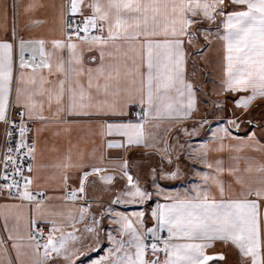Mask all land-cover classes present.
Masks as SVG:
<instances>
[{
  "label": "snow or ice",
  "instance_id": "1",
  "mask_svg": "<svg viewBox=\"0 0 264 264\" xmlns=\"http://www.w3.org/2000/svg\"><path fill=\"white\" fill-rule=\"evenodd\" d=\"M0 264H264V0H0Z\"/></svg>",
  "mask_w": 264,
  "mask_h": 264
},
{
  "label": "crops",
  "instance_id": "2",
  "mask_svg": "<svg viewBox=\"0 0 264 264\" xmlns=\"http://www.w3.org/2000/svg\"><path fill=\"white\" fill-rule=\"evenodd\" d=\"M45 3L49 2V0H44Z\"/></svg>",
  "mask_w": 264,
  "mask_h": 264
}]
</instances>
